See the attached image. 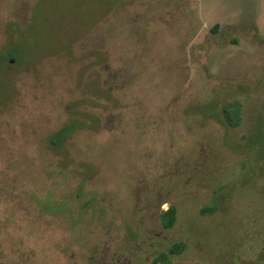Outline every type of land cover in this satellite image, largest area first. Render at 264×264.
<instances>
[{
	"label": "rangeland",
	"instance_id": "1",
	"mask_svg": "<svg viewBox=\"0 0 264 264\" xmlns=\"http://www.w3.org/2000/svg\"><path fill=\"white\" fill-rule=\"evenodd\" d=\"M178 243L170 264H262L264 0H0V264Z\"/></svg>",
	"mask_w": 264,
	"mask_h": 264
},
{
	"label": "trees",
	"instance_id": "2",
	"mask_svg": "<svg viewBox=\"0 0 264 264\" xmlns=\"http://www.w3.org/2000/svg\"><path fill=\"white\" fill-rule=\"evenodd\" d=\"M9 56L11 58H14V55L9 52ZM240 103L239 102H234L232 104H227L222 107L221 113L224 122L230 126V127H237L240 124ZM71 127L70 126H65L62 127L59 131L50 134L48 136V143L53 149H58L62 146V144L66 141V139L69 137L71 133ZM160 221H161V226L164 229H171L176 220V209L175 207L171 206L167 210L161 212L160 216ZM184 249V244L183 243H178L173 245L167 253H162L160 254L157 258L154 259L152 264H170V259L169 257L175 256L180 254ZM259 261L264 264V246L262 249L259 251ZM256 264V263H255Z\"/></svg>",
	"mask_w": 264,
	"mask_h": 264
}]
</instances>
